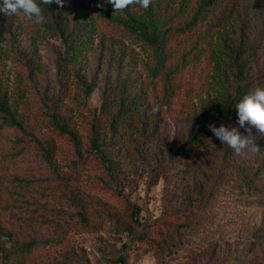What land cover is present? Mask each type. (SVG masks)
I'll return each instance as SVG.
<instances>
[{
    "label": "rangeland",
    "instance_id": "rangeland-1",
    "mask_svg": "<svg viewBox=\"0 0 264 264\" xmlns=\"http://www.w3.org/2000/svg\"><path fill=\"white\" fill-rule=\"evenodd\" d=\"M44 15L0 12V94L21 125L0 113V264H264V135L222 112L264 87V0H63ZM222 123L261 148L237 155L208 128ZM191 133L203 141L180 153Z\"/></svg>",
    "mask_w": 264,
    "mask_h": 264
},
{
    "label": "clouds",
    "instance_id": "clouds-1",
    "mask_svg": "<svg viewBox=\"0 0 264 264\" xmlns=\"http://www.w3.org/2000/svg\"><path fill=\"white\" fill-rule=\"evenodd\" d=\"M55 2L63 7V0H0V12L6 16L22 17L26 21L36 26H43L46 23L44 10L40 6L50 5ZM105 3L111 4L114 12H124L129 6L138 5L142 9L150 7L152 0H105ZM103 7V4H98ZM240 127L246 124L254 126L261 135H264V87L257 86L253 91L245 94L242 99L235 105ZM213 135L227 145L237 155L244 152L245 149L256 152L259 147L253 142L251 128H247L249 135H242L236 127L224 125L217 127L215 124L208 125Z\"/></svg>",
    "mask_w": 264,
    "mask_h": 264
},
{
    "label": "trees",
    "instance_id": "trees-1",
    "mask_svg": "<svg viewBox=\"0 0 264 264\" xmlns=\"http://www.w3.org/2000/svg\"><path fill=\"white\" fill-rule=\"evenodd\" d=\"M39 2H40V0H39ZM206 2H207V4L211 5L214 2H216V0H206ZM40 6L42 7V9L44 10V12L46 14H48V13L51 14L55 11V2H53L50 5L41 4ZM128 14H129V17L127 19H119V23L124 25V27L129 29L131 32L138 34L145 42H148L149 44H151L153 47H155L157 50H159V52L162 51V42L160 41L155 30L154 29L150 30V28H149L150 24H148L142 18H138V17H136L130 13H128ZM58 28H59V35L63 38L64 41H66L68 38L67 33H65V31L61 27V25H59ZM63 61L65 62L66 59H63ZM248 93H249V91H247V90H240L239 89L237 92V97L235 98V102H233L231 100V101H229L228 104L224 105L222 112L224 113L226 119H228L229 121H232V118L234 117L233 113L236 112V115H237V109L235 108L234 105H236L242 99V97ZM0 113L4 114L8 118V120L10 121L11 124L21 127V125L19 123H17V121L15 120V118L12 114V111L8 107V104L6 103L4 98H2L1 94H0ZM54 125H55V128L57 129V131H59L61 134L67 136L70 139V141L74 145L75 152H76L77 156L79 158H82L83 153H82V149H81L82 148L81 147V141H80L77 133L72 131L69 127H67L65 124L58 121L57 119H55ZM241 134L244 135V132L241 131ZM96 136H97L96 135V128L92 127L90 142H91L92 148H94V149L99 148ZM245 136H247V135H245ZM251 136H252V138H254L253 135H251ZM203 139H204L203 136L193 135L191 133L189 138L187 139V141L181 146V149L179 152L183 153L190 145H194L196 143L198 144V143L202 142ZM259 147L261 148V146H259ZM47 155L49 157V152H47ZM102 157H103L102 160L105 161V157L103 155H102ZM246 186L250 187L249 184H247ZM260 193L262 194V196H264V189H262L260 191ZM2 232L3 231L0 227V234H2ZM139 237H141V235H139ZM38 244H39V242H37V241L25 242V243L18 245L14 249L13 252L20 254V256L26 255L28 253H31L32 250L34 248H36V246H38ZM125 248H127V247H125ZM121 262H124V260L121 259Z\"/></svg>",
    "mask_w": 264,
    "mask_h": 264
}]
</instances>
